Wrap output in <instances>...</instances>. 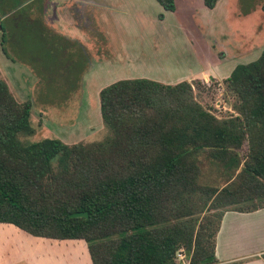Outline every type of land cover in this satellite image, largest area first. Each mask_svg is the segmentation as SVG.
Returning <instances> with one entry per match:
<instances>
[{"label": "trees", "instance_id": "trees-1", "mask_svg": "<svg viewBox=\"0 0 264 264\" xmlns=\"http://www.w3.org/2000/svg\"><path fill=\"white\" fill-rule=\"evenodd\" d=\"M156 2L175 10V0ZM202 2L213 9L218 0ZM76 69L73 62L63 73L68 90ZM195 80L106 85L99 110L108 134L70 145L25 140L34 133L32 102H19L0 78V223L83 240L91 264H179L182 248L190 264H218L224 212L264 208V49L222 80ZM201 85L231 96L230 112L218 116L198 100ZM202 157L232 173L221 185L201 183Z\"/></svg>", "mask_w": 264, "mask_h": 264}, {"label": "rangeland", "instance_id": "rangeland-1", "mask_svg": "<svg viewBox=\"0 0 264 264\" xmlns=\"http://www.w3.org/2000/svg\"><path fill=\"white\" fill-rule=\"evenodd\" d=\"M0 23L6 33L2 41L0 26V78L19 102H32L34 133L24 137L27 141H100L108 134L99 110V91L106 85L161 71L181 77L190 72L195 84L209 76L222 80L264 49V0H219L215 10L202 0H175L173 12L156 0H0ZM124 58L131 61L123 63ZM73 62L81 69L71 76L74 87L68 90L65 76ZM212 87L201 85L197 99L218 116L226 115L232 97ZM201 167L200 182L212 186L232 173L207 157ZM17 230L0 225L7 233L0 235L1 264H25L13 261L23 241ZM26 240L24 255L27 246L38 243ZM83 243L59 240L50 247L44 242L36 248L51 252L34 263L91 264Z\"/></svg>", "mask_w": 264, "mask_h": 264}, {"label": "crops", "instance_id": "crops-1", "mask_svg": "<svg viewBox=\"0 0 264 264\" xmlns=\"http://www.w3.org/2000/svg\"><path fill=\"white\" fill-rule=\"evenodd\" d=\"M215 9L216 6L210 10H215ZM108 60L109 59H107V61ZM126 60L127 62L131 61V59L124 58L123 63H125ZM153 74L157 77L152 75V77L148 79H152L165 84H175L182 80L189 81L190 80L189 75H191L192 73L186 72V75L188 76L184 75L183 77H181V74L174 76L172 75V73L163 72V71H161L160 73L153 72ZM162 76L165 78H162ZM0 225H10V226L12 225L16 227L15 225L10 223H0ZM16 229H18L17 231L21 233L23 236V241L22 243H20V245L23 246L26 245L25 243L28 244L26 240L27 237L38 239L36 241L38 243H35L34 247L31 246V249H29L30 246H27L28 253L25 255L23 253H20V250L22 249L21 246V248L18 250V255L16 256V258L13 259V261H21L24 262L25 264H35L34 260L36 261L37 259L40 258V262H42L43 259L41 260V258L43 257V254H47L49 251L51 252V250H47V248H45L44 250H39L36 247L39 248L38 245L44 242H46L47 245L51 247L53 245L52 241H59V239L33 236L21 230L18 227H16ZM6 234L7 233L0 232V235H6ZM9 234H14L15 236H17V233L15 231H11V233ZM44 245L45 244H43V246ZM84 245L86 246V244ZM58 254L61 255L60 253ZM263 254H264V208L252 212H238L233 210L225 211L219 225V230L217 231L215 237V257L218 260V264H264ZM7 256H9V254ZM85 257L86 256L83 257V260L86 259ZM87 259L90 261V258L88 256ZM61 264H63V262Z\"/></svg>", "mask_w": 264, "mask_h": 264}, {"label": "built area", "instance_id": "built-area-1", "mask_svg": "<svg viewBox=\"0 0 264 264\" xmlns=\"http://www.w3.org/2000/svg\"><path fill=\"white\" fill-rule=\"evenodd\" d=\"M175 258L179 264H190V255L183 248L176 252Z\"/></svg>", "mask_w": 264, "mask_h": 264}, {"label": "water", "instance_id": "water-1", "mask_svg": "<svg viewBox=\"0 0 264 264\" xmlns=\"http://www.w3.org/2000/svg\"><path fill=\"white\" fill-rule=\"evenodd\" d=\"M86 213H81V212H79V213H74V214H71V216H80V215H85Z\"/></svg>", "mask_w": 264, "mask_h": 264}]
</instances>
